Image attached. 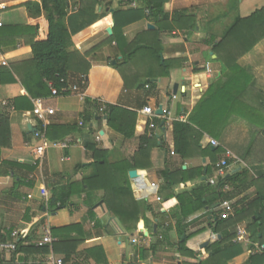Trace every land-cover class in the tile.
I'll use <instances>...</instances> for the list:
<instances>
[{
  "label": "crops",
  "instance_id": "obj_1",
  "mask_svg": "<svg viewBox=\"0 0 264 264\" xmlns=\"http://www.w3.org/2000/svg\"><path fill=\"white\" fill-rule=\"evenodd\" d=\"M110 1L112 2L111 8H105L107 17L71 38L73 46L79 54L84 55L97 45L107 34L108 28L111 29L112 35L113 24L110 14L116 8L117 0ZM226 3L227 1L222 2V0H167L163 9L169 17L174 12L190 9L192 13L189 15L195 18V26L193 30H179L178 27H175L171 32L161 33V57L163 60L174 62L169 78L157 80L156 94L154 95L147 94V91L143 89L125 88L121 75L102 62L105 56L112 57L114 55L113 47L101 60L97 57H93L91 60V54L88 57L84 55L85 61L90 65L88 73L86 76L71 74L67 80L68 88L78 86L80 92L84 93V97L87 99L116 105L135 112L137 117L134 137L131 141H124L106 126L105 120H102L101 123H98V120H93L80 128L76 134L63 140L71 139L73 141L67 150L52 147L53 143H62L63 141H49L46 138L47 150L42 165L38 166L34 163L33 149L40 144L33 138L32 131L33 129L39 130L41 124L33 117L32 111L15 110L12 100L27 97L33 106L35 99L29 98L19 77L14 72L21 74L26 66L32 65V51L26 41L31 39L44 41L46 39L47 13L42 9V0H0V30L17 33V35L13 34L12 37L6 39L0 38V69L9 71L16 80L14 83H9L0 77V116L7 119V125H4L0 133V236L5 235L8 231L17 232L20 237L30 236L31 244H36L40 239L37 230L42 229V225H40L42 221L45 223L44 230L84 224L85 229L89 232V238L78 248V251L81 252L78 254L79 256L67 263L63 262V264H93L91 261L90 263L83 260L84 250L99 245L103 247L109 264H188L191 260L184 259L179 255L177 245L188 234L197 231L200 232L187 239L185 246L196 254L199 261H205L208 258V248L222 240L221 233L224 236L232 234V244L242 249V254L233 258L228 264H245L248 256L262 253L258 249L263 245L259 246L258 243H254L251 240V234L246 229L250 219L254 220L253 216L248 218L247 213L244 217H239L235 216L233 212L229 217L230 222L227 228L222 226L218 232L212 231L214 221L217 220L219 214H222L221 207L216 204H211L202 211L189 216L185 222V233L180 237L174 223L168 220V212L173 206L164 200L166 193L161 192L163 182L160 173L165 169L172 173H175L179 167L182 170H187L199 165L203 168V172L207 167L213 169L209 155L197 156L195 154L190 160L181 161L174 154L172 122L181 115H184L185 122L192 109L203 98L208 87L221 75L220 65L211 62L215 56L211 52V46L205 44V41L208 34L218 39L230 23V18L234 14L226 18L225 14L228 13ZM67 4L79 5L80 1L67 0ZM134 4L133 0L118 9L122 11L134 9ZM245 4H248V0L245 3L243 0L238 2L237 14L241 18L249 16L255 11L254 9H257L253 5L251 10H248ZM101 12L102 7H97V13ZM71 15L73 14H67L68 17ZM147 24L153 26L147 21L126 26L123 28V36L128 39L134 38L138 34L148 31ZM153 27L155 30L156 27ZM263 46L264 39L251 53L240 60L250 66L249 68L254 72L252 75L258 73V78L259 76L262 78L257 81L253 75L252 99L249 96L245 101L250 105L254 103L255 106L257 101L264 99V65L261 61L256 63L254 58L258 55H255L254 58L253 55L255 52L258 54L261 52V57L258 58L262 59L264 57ZM135 63L139 64V61ZM207 65L210 72L206 71ZM175 85L177 86L176 99L172 100L171 96L174 95ZM257 97L258 100H256ZM44 99H46V105L54 111V115L47 117L44 123L45 137H47L46 129L51 125L78 124L80 126L83 102L75 94ZM145 107H150L155 112L161 107L163 114L158 119L165 121V126L162 129L154 128L152 131L146 132L152 144H156L150 152L149 166L130 170L128 178L130 172L136 173L134 178H129L136 201L146 202L153 214H165V217L160 218V221L153 218L151 212L146 214V217L153 222V226L156 225V230H153V233H160L161 228L165 226H170V230L168 245L159 246L156 253L147 260L134 262L137 259L136 251L139 247L132 244L131 241L136 237V233L141 231L142 227L144 228L142 222L137 225V231L133 234L123 233L117 222L109 217L103 208L95 206L93 210L96 218L105 222L113 232V235H95L92 225L87 219L85 208L64 209L49 213L48 201H45L41 195L40 198L35 199V192L30 188L29 182H39L50 197L52 190L58 189L61 184L81 181L82 174L81 172L75 173V168L78 165L91 162L90 155L85 148L88 143L96 144L93 139L96 133H99L103 138L97 147L109 152V162L129 159L137 151L139 138L146 134L145 126L148 120L138 113ZM259 110L264 115V104ZM255 132L257 130L254 126L233 116L220 138L215 140L219 144L218 148H221L223 152L220 159L228 157L233 161V164L226 170V176L241 168L247 171V178L253 185L241 196L244 201L264 196V160L260 159L259 155L260 147L264 148V141L258 142L263 139H256L253 136ZM210 139L212 138L208 135L202 137L200 140L202 149L207 146ZM257 143L259 144L257 145ZM211 174L213 177L209 179H213L216 175L214 169ZM203 177L204 179H202ZM205 180V175L202 173L200 178L174 186L172 193L174 196L189 193L202 187ZM206 196L210 198L209 194ZM78 201V199L75 200L76 203ZM213 205L214 207H212ZM148 236L150 238L149 246L153 245L157 238L149 234ZM111 239L115 240L116 249L112 247ZM204 243H207V246L200 249ZM2 253L3 259L9 261L11 252L4 251ZM49 256L50 252L46 255L29 256L28 264H44ZM53 257L63 261L62 256L53 254Z\"/></svg>",
  "mask_w": 264,
  "mask_h": 264
},
{
  "label": "trees",
  "instance_id": "obj_2",
  "mask_svg": "<svg viewBox=\"0 0 264 264\" xmlns=\"http://www.w3.org/2000/svg\"><path fill=\"white\" fill-rule=\"evenodd\" d=\"M79 1L78 12L68 17L67 0H42V9L47 13L46 39L44 41H33V39L26 41L32 51V65L26 66L21 74L14 72L19 77L29 98H49L50 87L57 91L58 96H68L69 93H62V89L67 87L70 75L86 76L88 73L90 65L85 61V56L88 57L91 54V60L93 57L101 60L112 47L114 55L112 57L105 56L102 62L121 75L125 88L143 89L149 95L156 94L157 80L169 78L174 62L162 59L160 35L173 31L175 27H178L179 30H193L195 18L189 15L192 10L174 12L169 17L163 9L167 0H134V9L122 11L118 8L133 0H117V6L110 14L113 24L112 35L105 34L104 38L84 56L74 48L71 38L107 17L105 8H111L112 2L110 0ZM228 2V13L225 16L227 18L234 14L230 18V23L218 39L208 34L205 41V44L211 46V52L215 56L211 62L220 65L221 75L208 87L203 98L195 105L185 122L178 120L172 122L174 154L181 161L190 160L195 154L197 156L209 155L214 172L215 163L221 160L220 156L223 152L221 148L211 151L209 146L202 149L200 140L204 135L218 140L233 116L259 128L264 135V115L260 114L259 110L263 107L264 99L257 101L256 106L254 103L250 105L245 102L249 96L252 99L254 77L250 69L239 63L264 39V6L249 16L241 18L237 14L238 1L229 0ZM97 7H102V12L99 14ZM146 21L153 24L156 29L145 31L131 39L123 36L124 27ZM12 32L0 30V38L6 39L12 37L13 34L17 35ZM136 61H139V64L135 63ZM0 77L9 83L16 81L6 70L0 69ZM258 99L257 97L256 100ZM12 104L17 111H32L33 109L32 103L27 97L14 99ZM82 104V126H78V124L51 125L46 129V138L49 141H63L93 120H98V123H101L103 117H106V126L122 140L131 141L133 139L137 117L135 112L87 98ZM6 122L7 119L0 116V133L4 125H7ZM152 123L155 128L159 129L165 126V121L158 118L153 119ZM258 132L260 133V131ZM155 146L156 144H152L148 133H146L139 138L137 151L132 157L111 163L108 161V151L98 148L97 143H88L85 150L89 153L91 162L78 165L75 168V173L81 172L82 180L76 183L61 184L58 189L52 190L48 200V212L85 208L87 219L90 221L95 235H113L106 223L96 218L93 210L95 206L103 208L107 215L117 222L123 233L133 234L137 231V225L142 222L145 229L142 227L139 231L140 235L149 234L157 239L148 248L139 247L136 251L137 259L134 262L147 260L156 253L159 246L169 244L170 226L161 228L160 233H153V222L146 217V214L151 212L152 217L159 221L160 218L165 217V214H153L146 202L134 199L128 172L148 167L150 152ZM227 164L230 166L233 161L227 160ZM213 169L206 168V180L203 181L202 187L177 196L173 195L172 188L178 184L200 178L203 168L200 165L187 170H182L179 167L175 173L167 169L160 173L163 182L161 192L166 193L164 200L173 206L168 212V220L174 223L177 234L181 237L185 233V222L189 216L202 211L207 206L233 203L235 216L244 217L247 213L248 218L254 217V220L250 219L246 229L251 234V240L254 243L264 246V196L253 198L250 201H244V198H241L253 185L247 178V171L243 168L222 179H216L214 184H209L208 179L213 177L211 174ZM29 186L35 192V199L40 198L42 185L39 182L30 181ZM206 194H209L210 198ZM77 199L78 203L75 202ZM219 217L220 214L214 221V226L212 225L213 232H218L222 226L228 227L230 218L220 219ZM40 225L45 227L43 221ZM39 231L40 229L37 230V233ZM199 232L188 234L177 245L179 255L184 259L191 260V263L188 264H228L233 258L242 254V249L231 242L233 235L224 236L221 233L222 240L208 248V258L205 261H199L196 254L185 246L186 240ZM11 235L12 232L8 231L5 235L0 236V245L15 243V250L11 253L9 261L3 259V253L0 251V264H28L29 256L46 255L50 252L48 246L36 247L35 244H31L30 236L25 235L14 240ZM50 235L55 240L51 245V250L54 255L62 256L64 263L78 257V254L81 253L78 248L89 238V232L85 229L84 224L51 228ZM83 260L91 261L93 264H109L105 251L100 245L84 250ZM245 264H264V249L260 254L248 256Z\"/></svg>",
  "mask_w": 264,
  "mask_h": 264
},
{
  "label": "built area",
  "instance_id": "obj_3",
  "mask_svg": "<svg viewBox=\"0 0 264 264\" xmlns=\"http://www.w3.org/2000/svg\"><path fill=\"white\" fill-rule=\"evenodd\" d=\"M79 10V5L78 4H67V8H66V12L67 14H74L77 13ZM146 13L148 14V12L146 11ZM1 26V24H0ZM206 71H209L208 65L206 66ZM50 97H57V91L50 87ZM199 88V87H198ZM62 93H69V94H75L81 102L84 101L85 97H84V93L80 92L78 86H72L70 88L65 87L62 89ZM172 100L176 99V96L173 95L171 96ZM46 99H35L33 100V109H32V115L33 117L40 122L41 124V128H39V130H36L34 133H32L33 138L38 141V143L40 145H36L35 148L33 149V154H34V163L35 165L41 166L43 159H44V155H45V151L47 150V145L46 143V137L44 134V123L46 121L47 117H51L54 115V111L53 109H51L50 107H48L46 105L45 102ZM103 104V103H102ZM138 113L140 115H143L147 118V123L145 126L148 127L147 131H152L155 127L153 126L152 120L153 119H157L159 118L160 115H157L156 112L151 109L150 107H145L142 110L138 111ZM166 113V112H165ZM163 114V113H162ZM184 115L179 116L176 120L180 121V122H184L185 118L183 117ZM168 117V114H167ZM174 121V120H173ZM80 126L81 123H80ZM94 141L99 144L102 142V137L99 133H96L93 137ZM73 141L71 139H67L65 141H63L62 143H53L52 147L54 148H58L61 150H67L71 143ZM207 146L212 147V148H218L219 144L217 143V141L210 139L208 141ZM49 147V146H48ZM227 160H229L228 157H223L221 160L218 161V163L215 164V176L213 179H209V184H214L216 182V179H222L226 176V170L228 169L229 165L227 164ZM155 186V185H152ZM45 201H48L49 196L48 193L45 190H41V194H40ZM233 203H224L223 205H221V211L222 214L220 215V219H227L230 217V215L234 212ZM240 233V231H238ZM136 237L134 239H132V244L137 245L138 247H148L149 243H150V238L148 235L143 236L140 235L139 232L136 233ZM12 238L14 240L19 239L20 235L17 232L12 233ZM159 239H161V237L159 236ZM55 242V240L51 237L50 235V230L49 229H45L43 235L40 237V239L36 242V247H44V246H48L50 248V256L48 257L47 261L44 264H63L62 259L60 258H56L53 257V252L51 250V245ZM264 249V247H259L258 251H261ZM15 250V243H3L0 245V251L1 252H13Z\"/></svg>",
  "mask_w": 264,
  "mask_h": 264
},
{
  "label": "rangeland",
  "instance_id": "obj_4",
  "mask_svg": "<svg viewBox=\"0 0 264 264\" xmlns=\"http://www.w3.org/2000/svg\"><path fill=\"white\" fill-rule=\"evenodd\" d=\"M226 2L227 1V3H226V5H228V1L229 0H222V2ZM238 2H239V0H237ZM244 1V3L246 2V0H243ZM245 5H247V9L248 10H251L250 8L254 5V8H257V9H260V8H262L263 6H264V0H248V4H245ZM257 9H254V10H257ZM259 44V43H258ZM257 44V45H258ZM256 45V46H257ZM255 46V47H256ZM255 47L252 49V51L255 49ZM263 48H264V46H263ZM251 51V52H252ZM251 52H249V53H251ZM264 52V51H263ZM248 53V54H249ZM255 53H257V54H255ZM254 53V55H253V58L255 57V55H258V56H256V58H254V61H256V63H258V61H261L262 62V65H264V57L261 59H259L258 57L260 56L261 57V52H260V54H258V52H255ZM247 54V55H248ZM240 64H241V66L243 65V67H246V68H248V69H250V71H251V74H252V72H253V70H251V68H249L250 66H248V65H246L245 64V61H240ZM253 69V68H252ZM254 73V72H253ZM253 75H255V79L258 81V79H262V78H260V76H259V78H258V73L256 74H253ZM260 114H262V112H260ZM168 120H170V119H168ZM256 128V130H257V132H255V134L253 135V136H255V138L256 139H263L262 141H258V142H263L264 141V135L261 133V130L259 129V128H257V127H255ZM258 131H260V133L258 132ZM221 136V135H220ZM259 143H257V145H258ZM263 149V150H262ZM260 152H259V155H260V159H263L264 160V148H263V146H261L260 147ZM43 233H44V229H43V227H42V229H40V231H39V235H40V237L43 235ZM111 242H112V247L114 248L115 247V249L117 248L116 247V245H115V240H113V239H111L110 240ZM256 249V248H255Z\"/></svg>",
  "mask_w": 264,
  "mask_h": 264
},
{
  "label": "water",
  "instance_id": "obj_5",
  "mask_svg": "<svg viewBox=\"0 0 264 264\" xmlns=\"http://www.w3.org/2000/svg\"><path fill=\"white\" fill-rule=\"evenodd\" d=\"M147 29L148 30H154V27L152 25H150V24H147ZM106 33L110 36L111 35V29L108 28L106 30ZM176 89H177V86L175 85L174 88H173V94L174 95L176 94ZM156 114L157 115H160V116L162 115V109H161V107H159V109L156 111ZM103 120H106V117H103ZM34 132H35V129H33L32 133H34ZM211 150H214V149L212 148ZM203 173L205 175L206 168L204 169V172ZM135 176H136V173L134 171H132V172L129 173V178H134ZM202 179H204V177ZM212 207H214V205ZM153 230L154 231L156 230V225L153 226ZM206 246H207V243H204V244L201 245L200 249H204Z\"/></svg>",
  "mask_w": 264,
  "mask_h": 264
}]
</instances>
